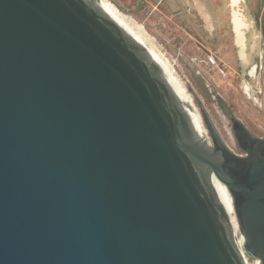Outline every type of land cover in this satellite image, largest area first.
Here are the masks:
<instances>
[{
    "label": "water",
    "instance_id": "1",
    "mask_svg": "<svg viewBox=\"0 0 264 264\" xmlns=\"http://www.w3.org/2000/svg\"><path fill=\"white\" fill-rule=\"evenodd\" d=\"M194 99L99 0H0V264H264V139Z\"/></svg>",
    "mask_w": 264,
    "mask_h": 264
},
{
    "label": "flooded vegetation",
    "instance_id": "2",
    "mask_svg": "<svg viewBox=\"0 0 264 264\" xmlns=\"http://www.w3.org/2000/svg\"><path fill=\"white\" fill-rule=\"evenodd\" d=\"M147 1L150 0H138L136 9H141L142 5ZM162 1L154 0L157 5H160ZM178 2L185 5V8L188 7V9L184 14L178 12L179 16L175 20H186V23L183 22V25L186 27L185 29L191 31V34L196 37L197 45L191 50V53L195 55L192 60L207 68L211 73H215V66L220 65L225 71V76L228 73L231 78L241 80L246 90L251 92V97L257 99L256 111L260 112L262 121L255 125L253 124V126H249L242 120L234 117L232 108H225L221 105L230 122L231 139L234 142L233 146L225 143L204 105L196 97L194 99L200 114L201 109L206 112L222 142L235 154L244 155L245 152L240 148L237 140L236 124L234 121L240 122L242 127L252 137L264 139V0H238V4L234 6L231 0H228V5H230L228 13L225 9L218 6L219 2H217L218 23L214 24L211 21V17L204 12V8L202 7V5L206 6L208 3L212 4L211 0H166L167 4L174 6L173 9L178 8L175 7ZM234 10H237V15L242 19L244 24V27L241 28L242 47L238 45L232 23ZM187 15L194 19L193 23H189ZM175 24L179 28H182L179 24ZM208 54L212 55L208 56ZM203 55H207L209 61L213 63L206 62L202 57ZM219 70L221 69L219 68ZM198 74L200 75V80L203 82V86L209 88L211 92L212 88L205 79L204 74L201 72H198ZM196 86L199 89L201 88L199 84ZM214 93L218 95L216 92ZM189 106L192 111H195L193 103ZM195 119L198 126L202 129L201 119L196 116ZM204 135L210 141L207 129L204 131Z\"/></svg>",
    "mask_w": 264,
    "mask_h": 264
},
{
    "label": "rangeland",
    "instance_id": "3",
    "mask_svg": "<svg viewBox=\"0 0 264 264\" xmlns=\"http://www.w3.org/2000/svg\"><path fill=\"white\" fill-rule=\"evenodd\" d=\"M108 1L118 7L120 12H123L122 14L128 22L139 25L144 31L145 37L155 49L157 48L156 50L164 58L166 57L172 71L177 72L182 78L183 86L192 89L194 97L204 105V108L227 145L233 146L234 142L231 139L230 122L222 106L232 108L233 116L249 126L262 121L260 112L256 111L257 99L251 97V92L246 90L241 80L231 78L228 73L225 76V71L220 65L215 66V73H211L207 68L192 60L195 55L191 53V50L197 45L196 37L191 34V31L185 29L186 27L183 25V22L186 23V20H175L179 16L177 13L181 12L184 14L188 7L185 8V5L178 2L175 6L178 8L173 9L174 6L167 4L166 0H163L160 5H157L154 0H150L145 2L141 9L137 10L138 0ZM211 2L212 4L208 3L206 6L201 5L214 24L218 23L217 2H219L218 6L225 9L227 13L229 12L230 5H228V0H211ZM187 17L189 23L194 22V19L189 15ZM175 23L179 24L182 28L176 26ZM189 49L190 51H188ZM210 55L212 54H208V56ZM208 56L203 55L202 57L206 62L212 64L213 62L209 61ZM198 72L204 74L205 79L212 88L211 92L209 88L203 86ZM176 78L178 79V77ZM197 84L200 85V89L196 86ZM214 92L218 95H215ZM201 124L203 126L202 119ZM247 261L251 263L249 258H247Z\"/></svg>",
    "mask_w": 264,
    "mask_h": 264
},
{
    "label": "bare ground",
    "instance_id": "4",
    "mask_svg": "<svg viewBox=\"0 0 264 264\" xmlns=\"http://www.w3.org/2000/svg\"><path fill=\"white\" fill-rule=\"evenodd\" d=\"M238 0H231L232 5H236ZM99 4L100 6L107 12L117 15V23L125 28L128 29H132V36H134L137 40H142L144 43V47L146 48L148 54H153V53H157V58L160 60H165L166 61V67H168L171 71L172 69L170 68L166 57L164 58V56L159 53L155 47L150 43V41L145 37L144 31L142 30V28L139 25H135L133 23H130L126 20L125 16L122 14L123 12H120L118 10V7L114 6L110 1L108 0H99ZM125 14V13H124ZM232 18V17H231ZM232 23L234 26V30L236 33V39L237 42L239 44V46L242 47V32H241V28L244 27L243 21L241 18L238 17L237 15V10H234L233 12V19H232ZM142 25V24H141ZM169 80H170V84L179 92L180 98L184 103H188L190 104L186 92L185 90L182 88L181 83H175V81H178V79L175 76H172L169 74ZM184 87V86H183ZM191 113V118L193 121V124L196 128V130L200 133V134H204V131H201L202 129L200 128V126H198V123L196 122L195 119V115ZM213 184L215 189L218 192V195L220 197V188L217 184V180H213ZM221 202L222 199L220 198ZM247 264H251L247 261Z\"/></svg>",
    "mask_w": 264,
    "mask_h": 264
},
{
    "label": "built area",
    "instance_id": "5",
    "mask_svg": "<svg viewBox=\"0 0 264 264\" xmlns=\"http://www.w3.org/2000/svg\"><path fill=\"white\" fill-rule=\"evenodd\" d=\"M246 261H247V258H246Z\"/></svg>",
    "mask_w": 264,
    "mask_h": 264
}]
</instances>
